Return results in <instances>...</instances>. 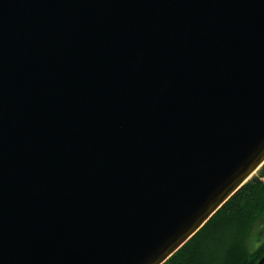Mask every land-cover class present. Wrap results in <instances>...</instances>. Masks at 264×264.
Instances as JSON below:
<instances>
[{
  "label": "water",
  "instance_id": "water-1",
  "mask_svg": "<svg viewBox=\"0 0 264 264\" xmlns=\"http://www.w3.org/2000/svg\"><path fill=\"white\" fill-rule=\"evenodd\" d=\"M263 165L264 0H0V264H163Z\"/></svg>",
  "mask_w": 264,
  "mask_h": 264
},
{
  "label": "trees",
  "instance_id": "trees-1",
  "mask_svg": "<svg viewBox=\"0 0 264 264\" xmlns=\"http://www.w3.org/2000/svg\"><path fill=\"white\" fill-rule=\"evenodd\" d=\"M263 217L264 165L163 264H257L264 237L254 250L250 240Z\"/></svg>",
  "mask_w": 264,
  "mask_h": 264
},
{
  "label": "rangeland",
  "instance_id": "rangeland-1",
  "mask_svg": "<svg viewBox=\"0 0 264 264\" xmlns=\"http://www.w3.org/2000/svg\"><path fill=\"white\" fill-rule=\"evenodd\" d=\"M258 172L259 170L254 175H258ZM262 219L256 223L253 229L251 240H250L251 250H254L259 244V242L261 241V239L264 237V217Z\"/></svg>",
  "mask_w": 264,
  "mask_h": 264
}]
</instances>
